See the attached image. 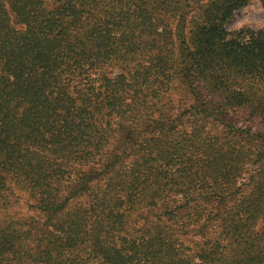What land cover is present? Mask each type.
I'll return each mask as SVG.
<instances>
[{
	"label": "trees",
	"instance_id": "obj_1",
	"mask_svg": "<svg viewBox=\"0 0 264 264\" xmlns=\"http://www.w3.org/2000/svg\"><path fill=\"white\" fill-rule=\"evenodd\" d=\"M251 1L0 0V264H264Z\"/></svg>",
	"mask_w": 264,
	"mask_h": 264
},
{
	"label": "rangeland",
	"instance_id": "obj_2",
	"mask_svg": "<svg viewBox=\"0 0 264 264\" xmlns=\"http://www.w3.org/2000/svg\"><path fill=\"white\" fill-rule=\"evenodd\" d=\"M242 26H249L255 29L264 28V8L259 0H252L248 5L238 9L227 22L229 29H236ZM169 95L174 102L179 98V94L174 95L173 91ZM231 118L238 125L245 126L248 123L247 117L243 113L233 114Z\"/></svg>",
	"mask_w": 264,
	"mask_h": 264
}]
</instances>
